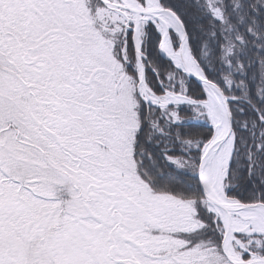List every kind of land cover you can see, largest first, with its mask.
Segmentation results:
<instances>
[{
	"label": "snow or ice",
	"instance_id": "6c2138e0",
	"mask_svg": "<svg viewBox=\"0 0 264 264\" xmlns=\"http://www.w3.org/2000/svg\"><path fill=\"white\" fill-rule=\"evenodd\" d=\"M0 264H264V0H0Z\"/></svg>",
	"mask_w": 264,
	"mask_h": 264
}]
</instances>
